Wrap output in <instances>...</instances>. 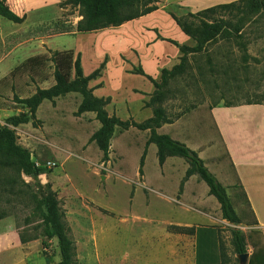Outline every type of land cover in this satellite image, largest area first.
Wrapping results in <instances>:
<instances>
[{"label":"rangeland","instance_id":"374dc122","mask_svg":"<svg viewBox=\"0 0 264 264\" xmlns=\"http://www.w3.org/2000/svg\"><path fill=\"white\" fill-rule=\"evenodd\" d=\"M166 1L170 5L177 0H160V5ZM156 6L159 7L158 0ZM62 12L61 19L34 31L31 36H54L60 24L69 26L81 19L77 8L64 6ZM170 12L181 16L187 10L173 6L169 16ZM224 17L237 22L240 16ZM153 21L161 35L170 39L177 37L162 12ZM239 25L240 32H225L208 44L205 51L191 55L184 74L170 80L164 89L167 107L173 105L174 98L181 103L183 119L194 122L203 131H211L209 110L212 105L264 104V9L249 14ZM150 38V33L140 32V26L131 25L81 37H52L45 50L71 49L75 57V50L79 49L86 63L98 61L106 54L108 60L100 81L103 84L92 82L90 85L101 87L98 91L101 96L111 97L107 106L110 115L141 122L145 117L139 110V95L130 92V88H141L143 84L127 70L141 66L154 73V56L166 66L173 58L170 50L160 43L148 47ZM39 56L44 59L31 64V69L17 71L12 77L9 73L0 80V127L6 125L8 118L28 113L17 98H28L37 89L53 84L50 54L46 51ZM79 101L78 94H67L53 102L43 101L35 114L36 125H32V120L16 127L8 125L15 133L17 144L30 152L38 174L27 176L15 165L0 168V213H4L0 219V264L59 262L56 239L52 240L47 256L42 253L40 238L25 244L19 241L21 232L32 237L39 231L40 221L35 214L39 186L50 185L59 200L73 241L75 264H117L139 246L163 241V229L167 230L168 223L183 218L182 211L173 208L177 203L173 204L168 197L183 191L202 196L203 191H207V186L199 179L179 190L183 168L174 164L160 169L155 145L148 148L143 172L139 175V160L147 136L133 128L115 129L108 160L103 161L101 152L90 141L100 125L93 113L75 116ZM215 161L220 177L211 172L228 188V197L243 222L219 224L223 261L239 264L230 231L237 229L246 237L247 212L222 148ZM157 189H161L164 196L157 194ZM209 198L212 202L204 199L199 207L208 210L215 205L219 208L216 199Z\"/></svg>","mask_w":264,"mask_h":264},{"label":"crops","instance_id":"0c3cea01","mask_svg":"<svg viewBox=\"0 0 264 264\" xmlns=\"http://www.w3.org/2000/svg\"><path fill=\"white\" fill-rule=\"evenodd\" d=\"M1 1L15 15L23 18L24 21L20 24H15L0 16V80L5 78L6 75L27 59L44 54L46 52L45 48H49L47 44L52 37L63 35L81 37L89 34L74 32L56 34L54 36H40L39 34L31 36L34 31L62 18L63 12L59 7V3L63 0ZM234 1L237 0H177L170 5L167 1L164 5H160V0H158L159 7L156 11L126 22L117 28L109 29L121 30L131 25H138L140 26V32L150 33L151 35L150 42L147 44L148 47L160 43L170 50L173 58L171 62H168L169 66H166L164 61L161 62L158 57L154 56V64L156 66L154 73L145 67L143 69L147 75L158 81L160 71L162 69L169 70L178 64L181 53L175 46L157 38L158 34L162 38L170 39L159 33L153 21L154 17L162 12L177 34V37L171 40L176 41L179 45L191 48L194 47L195 43L181 32L169 16L168 12L171 11V7L176 6L186 9L187 12L195 13L212 6ZM48 12L50 13L47 14ZM71 25L75 26L76 24L71 23ZM154 30L157 31V34ZM96 32L91 33L94 34ZM75 51L81 55V67L84 75H88L97 69L106 56V54H102L98 61H89V63H86L81 50L78 49ZM190 56H188L189 60ZM132 69L133 67L130 68V70ZM130 70L128 69L127 73ZM133 75V77L142 82L143 86L141 88H130V92L135 91L133 93L139 95V110L144 113V120H146L152 117V110L149 107H145V102L149 100L150 95L154 91V87L145 77ZM101 79L102 76L90 81L89 87H94L90 85L92 82L94 84H103V82H100ZM99 88L101 87L94 90V95L97 97H105L98 93ZM166 100L167 98H164L162 107L165 110L168 122L158 128L156 130L157 133L168 135L171 139L184 144L196 152L205 167L210 172L213 171L216 173L218 177H220L218 174L219 169L216 167L217 162L215 160H217L220 148L224 150L229 167L231 168L230 173L235 179V187L240 190V196L244 200V206L247 212V220L244 224L246 227L245 253L247 254L245 264H264V209L263 204L260 205L261 202L264 203V104L212 105L209 110L211 131L208 132L200 129L194 122L183 119V115L180 113L182 109L180 108V102L173 98V105L171 104L167 107L168 101L165 102ZM125 104L127 107L129 106V104ZM139 132L145 134L148 139V131ZM152 145L154 144L147 146L146 153ZM208 160H212L213 163H209ZM174 164H178L183 168V177L179 185V190L183 186L186 187L192 180L199 179L197 175H192L184 180L188 164L180 157H168L165 159L163 165L159 167L160 169H166ZM220 183L226 191L228 188L222 182ZM201 188L202 185L199 191ZM155 191L157 194L164 196L160 192L161 189ZM178 193L174 196L172 193V197L168 198L172 203H177V205L173 203L175 205L173 208L175 207L181 210L183 218L176 220V222L168 223L167 230L166 228H162L165 233L163 241L159 240V242L155 241L151 244L139 246V248L134 249L131 255L124 256L117 264H222L219 224L222 225L226 221L221 218L220 207L218 208L213 205L208 210L199 207V204L204 199L208 203L212 202L209 198L211 195L208 193V188L207 191H203L202 196H199V193L197 195L192 192L189 194H186L184 191L181 194ZM205 194H208V196L206 197ZM169 227L192 229L193 232L191 234L173 232L169 230Z\"/></svg>","mask_w":264,"mask_h":264},{"label":"trees","instance_id":"16d2710c","mask_svg":"<svg viewBox=\"0 0 264 264\" xmlns=\"http://www.w3.org/2000/svg\"><path fill=\"white\" fill-rule=\"evenodd\" d=\"M157 0H63L59 3L62 9L64 6L77 8L81 19L75 26H64L60 24L58 31L54 34L67 33H91L109 28H117L126 22L138 19L158 9ZM264 9V0H237L227 4H220L206 8L204 10L177 16L170 12V17L177 27L195 43L194 47L179 45L176 41L162 38L157 34V38L175 46L181 53L179 63L171 69H162L159 80L156 81L147 75L140 67L133 68L129 73L145 77L154 87L150 98L145 102V107L152 110V117L142 122H135L131 118L120 120L115 115H110L106 108L111 102L110 97H97L94 90L98 87H89V82L101 77L102 71L107 64V56L97 69L88 75H84L81 67V55L77 53L74 57L72 50L51 51L49 61L53 64V84L44 89H37L34 94L25 99H16L18 103L27 108L28 113L10 117L6 120V125L0 127V168L15 165L27 176H36L38 169L31 161L30 152L16 142L14 131L8 126L16 127L27 124L32 120L35 123V114L43 101L53 102L59 97L67 94H78L80 101L77 106L75 116L84 113H93L95 120L99 123V128L91 135L93 142L102 154V160H108L111 140L115 129L138 131H148L149 136L145 144V149L139 160V175H142V167L146 156V148L149 144L156 147L158 165L162 166L168 157H180L186 161L188 168L185 172L184 180L192 175H197L208 188L209 195L213 196L219 204L222 220L233 224H241V219L235 212L233 205L227 196L225 188L217 178L205 167L203 161L197 153L189 149L184 144L171 139L168 135L158 134L157 129L168 122L165 110L162 107L164 100V89L170 80L176 76L184 74L187 69L188 56L205 51L208 44L214 42L225 32H240L239 22L243 21L249 14ZM239 15V21L233 22L224 16L233 17ZM0 16L15 24L24 21L23 18L15 15L0 0ZM57 24V23H56ZM43 56L32 57L17 66L10 76L17 71L31 69V64L39 63ZM3 78L2 80H4ZM1 82V81H0ZM229 106L228 104H226ZM244 196V194H243ZM35 214L39 219L37 226L38 233L32 237H27L23 232L19 234V241L25 244L40 238L42 253L48 255L53 239L57 240L60 260L57 264H75L73 241L69 236V229L65 222L64 213L60 207L59 200L50 185L38 187ZM4 213H0V219ZM169 230L179 233L193 232L192 229L169 227ZM231 241L236 256L246 252V237L244 233L237 229H231ZM222 264L223 252L221 245ZM238 262L239 259L237 258Z\"/></svg>","mask_w":264,"mask_h":264},{"label":"water","instance_id":"95a60500","mask_svg":"<svg viewBox=\"0 0 264 264\" xmlns=\"http://www.w3.org/2000/svg\"><path fill=\"white\" fill-rule=\"evenodd\" d=\"M239 259V263L240 264H245L246 260H247V254L246 253H242L238 256Z\"/></svg>","mask_w":264,"mask_h":264}]
</instances>
